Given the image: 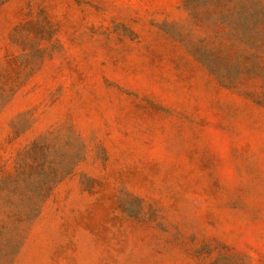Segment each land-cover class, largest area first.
<instances>
[{
  "label": "rangeland",
  "instance_id": "374dc122",
  "mask_svg": "<svg viewBox=\"0 0 264 264\" xmlns=\"http://www.w3.org/2000/svg\"><path fill=\"white\" fill-rule=\"evenodd\" d=\"M189 1L0 5V264H264V53Z\"/></svg>",
  "mask_w": 264,
  "mask_h": 264
},
{
  "label": "trees",
  "instance_id": "16d2710c",
  "mask_svg": "<svg viewBox=\"0 0 264 264\" xmlns=\"http://www.w3.org/2000/svg\"><path fill=\"white\" fill-rule=\"evenodd\" d=\"M6 1L7 0H0V5ZM231 1L232 0H190L188 3V7L191 9L196 8L199 4L211 6L206 7L205 12L207 17L213 19L212 25H214V32L223 25L225 29L230 30V33H238V37L235 38L229 36V38L225 40L213 41L210 53H264V37L262 36L264 32V28L262 27L264 26V9L256 16H253L247 8L239 9L236 15H234V10H231V17L229 19L224 18L218 21L217 17L223 13L220 7L230 6ZM241 10L243 11L241 12ZM27 169L31 173L33 168L28 167ZM71 171L72 169H69L67 174L71 173ZM61 179L63 178L61 177L58 180ZM19 180L20 179H18V181ZM20 181L22 183L24 182L22 180ZM40 185V187L33 191L39 199L31 202L29 208L25 211V215L23 213L20 214L21 218H27L29 216L28 214L38 206V202L44 201L54 188V183L52 185Z\"/></svg>",
  "mask_w": 264,
  "mask_h": 264
}]
</instances>
